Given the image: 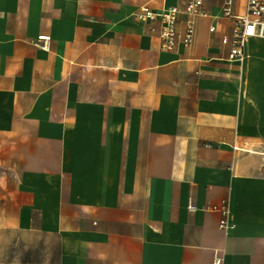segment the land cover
Wrapping results in <instances>:
<instances>
[{
    "label": "crops",
    "instance_id": "crops-1",
    "mask_svg": "<svg viewBox=\"0 0 264 264\" xmlns=\"http://www.w3.org/2000/svg\"><path fill=\"white\" fill-rule=\"evenodd\" d=\"M186 1L0 0V264H264V39Z\"/></svg>",
    "mask_w": 264,
    "mask_h": 264
},
{
    "label": "built area",
    "instance_id": "built-area-1",
    "mask_svg": "<svg viewBox=\"0 0 264 264\" xmlns=\"http://www.w3.org/2000/svg\"><path fill=\"white\" fill-rule=\"evenodd\" d=\"M222 14L225 18L234 20L233 36L229 40L225 37L221 42L223 45L230 44V59L242 61L245 57V43L249 38L264 39V0H246L244 12L237 15L233 11V1L225 0L222 6ZM205 15L203 0H187L184 8L170 7L163 12H155L148 7L140 8L133 17L140 22L160 20V39L163 50H171L177 42L189 46L195 36V20ZM184 22L183 33L179 34L178 24L181 19ZM210 31H215L211 27ZM50 36L39 35L35 42L36 46L48 49ZM236 148V147H235ZM227 209L223 210V220L220 228L230 227L227 222ZM214 264H227L220 257L214 259Z\"/></svg>",
    "mask_w": 264,
    "mask_h": 264
}]
</instances>
